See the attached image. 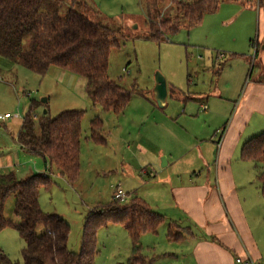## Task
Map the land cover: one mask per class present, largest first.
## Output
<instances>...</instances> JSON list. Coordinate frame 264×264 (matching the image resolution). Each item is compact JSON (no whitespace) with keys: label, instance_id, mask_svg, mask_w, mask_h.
Listing matches in <instances>:
<instances>
[{"label":"rangeland","instance_id":"374dc122","mask_svg":"<svg viewBox=\"0 0 264 264\" xmlns=\"http://www.w3.org/2000/svg\"><path fill=\"white\" fill-rule=\"evenodd\" d=\"M85 1L100 14L98 18L103 24L122 32L118 45L112 47L109 54L108 75L126 89H134L129 105L121 114L104 111L90 100L85 89L86 80L80 74L52 65L41 75L0 54V110L20 115L6 120V123H0V162L4 163L3 166L0 165V172L13 171L22 179L31 172L46 170L43 157L21 151L15 143L20 120L29 109L32 99L41 102L44 97L48 99V107L41 104L36 108V120L46 107L52 116L67 109H83L86 113L82 119L79 180L71 183L54 169L51 173L53 183L49 187H41L39 195L45 212L58 213L70 224V249L75 252L80 250L83 225L89 211L111 202L114 186L120 185L130 193V199L135 195L143 199L147 197L149 200L146 201L166 217L157 233L147 232L142 235L143 254L157 258L161 251L177 250L180 259L159 257L154 264H184L186 261L194 264L193 247L199 238L207 235V228L200 224L195 226L184 215L178 216L183 223L170 218L169 213L174 208L169 184L171 169L163 166L161 158L158 166L154 167L156 176H149L143 168L145 158L137 151V147L141 149L142 146V143L137 144V137L140 133L155 136L158 145L173 154L175 163L172 173L177 175L187 167L192 154L186 155L185 151L195 139L183 122L171 120L170 117L183 106L192 113L202 114L206 111L200 108L201 104L206 103L215 108V111L222 112V115L215 114L208 118L206 124L204 119L196 121L201 127L202 137L207 139L202 142L203 150L214 153L216 160L213 140L218 138L220 131L217 135L215 129L223 126L228 117L230 120L231 115L234 117L232 113L237 109L240 95L250 82V72L254 70V79L259 69V60L252 69L249 61L245 62L238 55L254 56L255 46L249 42V37L253 35L256 38L260 27V13L264 11V7H258L259 0H225L218 11L206 14L200 25L190 30L183 26L178 32L159 42L143 37L147 32L144 0ZM67 5L69 1L66 2ZM66 10L67 7H64L63 15ZM163 11L165 14H172L175 6L167 1ZM229 17L230 20H226ZM235 53L238 55L233 56ZM157 73H161L167 81V105L164 108L158 105L154 96ZM243 77V82H240ZM262 77L263 80L264 75ZM138 91H143L145 95ZM214 94L216 97H213ZM207 96L210 102H207ZM95 116L104 121L98 136L106 139L104 143L91 138L90 124ZM251 122L246 129H241L239 124L235 125L230 136L226 137L224 147L227 149L226 161L230 159L232 167H235L234 175L243 174L255 180L254 163L239 159L243 142H236L240 134L244 133L245 142L264 131L253 130V124L257 122ZM215 123L217 126L213 128ZM212 136L216 138H211ZM198 140L200 144L201 138ZM196 148L199 151L198 146ZM178 155H182V158L176 159ZM211 169L214 170L213 165ZM151 177L153 178L150 179ZM16 194L17 192L10 193L6 200L5 214L8 218H16ZM155 195L159 199L156 200ZM161 195L163 204L156 206L154 203L162 201ZM172 220L176 222L172 226L174 234L179 233L180 237L188 235L191 227L197 233V239L168 244ZM42 228L43 225L39 224L38 230ZM236 237L241 242L238 234ZM209 239L219 243L213 236H209ZM0 246L17 264H25L23 248L26 243L14 227L9 226L0 231ZM131 246V239L122 224L102 226L97 231L98 254L94 264H126L132 255Z\"/></svg>","mask_w":264,"mask_h":264},{"label":"trees","instance_id":"16d2710c","mask_svg":"<svg viewBox=\"0 0 264 264\" xmlns=\"http://www.w3.org/2000/svg\"><path fill=\"white\" fill-rule=\"evenodd\" d=\"M167 1L175 6L172 14L163 11ZM224 1L144 0L147 32L143 37L160 42L183 26L190 30L200 25L206 14L216 12ZM262 3L259 0V5L264 6ZM64 7L67 10L63 15ZM99 15L85 0H0V54L41 75L52 65L78 73L85 78L86 92L95 105L121 114L134 89H126L111 79L108 68L110 51L118 45L122 32L103 24ZM255 43L256 40H251L252 45ZM258 53L259 44L256 56ZM138 93L145 95L143 91ZM41 104L48 107L38 99L31 100L17 132V142L26 152L43 157L46 170L22 179L13 171L0 172V231L9 226L18 231L26 243L25 264H94L98 229L120 223L132 244V255L126 264H154L156 258L142 252L141 237L147 232L157 233L166 217L145 199L137 195L130 199L128 192L127 202L113 195L111 202L90 210L83 225L80 250L70 249V224L58 213L45 212L39 195L41 187L53 183L54 169L71 183L79 180L82 119L86 111L67 109L52 116L48 110L36 120V108ZM90 125L91 138L106 142L98 137L104 126L102 118L93 117ZM225 129L226 126L221 134ZM240 158L254 163L255 180L264 200V131L243 143ZM12 192H17L14 206L17 219L5 214L6 200ZM174 223L170 222L168 238L180 240V234L172 232ZM39 224L43 225L41 230ZM0 264H17L1 246Z\"/></svg>","mask_w":264,"mask_h":264},{"label":"crops","instance_id":"0c3cea01","mask_svg":"<svg viewBox=\"0 0 264 264\" xmlns=\"http://www.w3.org/2000/svg\"><path fill=\"white\" fill-rule=\"evenodd\" d=\"M257 4L259 8L264 7L259 5L258 1ZM230 18L231 17L226 20H230ZM252 36L253 35L249 37V42L251 43V40H256V43L252 45L255 46L256 51L257 45L259 44L258 55L256 56L255 51L254 56L251 55L252 57H250V54H248V56L246 54L238 55L236 53L233 54V56L238 55L245 62L249 61L248 63H250L252 69L259 60V69L256 71L254 79H252L254 70L250 72V82L248 84L246 83L247 88L240 95L238 100V102H240L237 109L232 113L234 114V117L231 115L232 119L230 117L229 120L228 117L223 126L216 127L215 129V134L220 131L218 138L213 140L215 143L214 151L216 152V160L214 159V153H209V151L203 150L204 144L202 142L207 139L206 137H202L201 127L197 125L196 121L204 119V124H206L208 118L215 114L222 115V112L219 113L218 111H215V108L209 107L206 103L201 104V109H204V105L206 106V109H204L206 112H203L202 114L192 113L191 110H187V107L183 106L182 109H178V111L170 117L171 120L175 119L183 122L195 139V142L188 146L185 151L187 153L186 155L192 154L187 161V167L184 170H180L177 175H173L172 173V167L175 163V160L172 159L173 154L171 152L168 153L166 149H163L158 145L155 136L151 137L150 135L140 133L137 137V139H139L137 144L142 143V146L140 147L141 149H138L137 147V151H140L141 155L145 158L143 161V168L144 171L150 174L149 176H156L157 171L154 167L158 166L161 158L163 160V166H168L171 169L170 173L172 175L170 174L169 176V184L172 193V201H174V208L169 213L171 215H169L170 218L183 223V220L178 219V216H185V218L191 220L195 226L200 224V226L207 228V235L202 238H199L198 236V243L193 247L194 264H236L234 259L237 254L250 255L253 259L264 264V200L260 185L255 182L254 179L251 180L252 177L247 178L243 176V174H240L239 176L234 175L233 168L235 167H232L230 159L226 161L227 149L224 147L226 137L230 136L235 125L239 124L241 129H246L249 124H252L251 121H255L257 123L253 124V130H264V79L262 80V76L264 75V48H262L264 39V11L260 13V27L257 31V36L255 39ZM243 80L244 77L242 78V81H237L243 82ZM213 97H216V95ZM207 102H210L208 96ZM0 112L9 111L0 110ZM16 115L18 114H15V118L20 116ZM12 118L8 119V121ZM22 120L23 116L20 123H22ZM0 123L6 122L4 121ZM242 124H245V126ZM163 126L164 125L162 124V129L164 128ZM215 126H217V123L214 124L213 128H215ZM225 126L226 129L221 134V130ZM243 134L239 135L236 141L238 144L241 140L244 143ZM199 138H201L200 144H198ZM203 138H205V140ZM211 138L216 137L212 136ZM167 141L170 142L169 139H167ZM15 143H17V146L21 151H25L18 144L17 140H15ZM181 143L184 144V141H181ZM243 143H241V147ZM196 146H198L199 151H197ZM240 152L239 159L242 160L240 158ZM180 158H182V155L176 157V159ZM221 163L223 164V167L221 166ZM3 164V162H0V165L3 166ZM212 165L214 166L213 171L211 169ZM253 169L255 172L254 165ZM149 170H151V172ZM58 173L59 172H57V174ZM145 198L149 200L147 197ZM155 199L157 200L159 197L157 198L155 195ZM161 199L162 201L159 200V202L154 204H156V206L162 205V195ZM151 207L157 211L153 205ZM175 220L172 221L175 222ZM209 223H211V225H209ZM237 234L240 237L241 242L237 240ZM209 236L218 239L219 243L210 240ZM195 238L197 239V233L190 227L188 235L182 236L180 240H170L168 238L167 243L171 244L172 242H176L179 244L181 241ZM157 255V258L169 257L170 259H180L177 250L171 252L166 249ZM184 264H191V261H186Z\"/></svg>","mask_w":264,"mask_h":264},{"label":"built area","instance_id":"2783aa9c","mask_svg":"<svg viewBox=\"0 0 264 264\" xmlns=\"http://www.w3.org/2000/svg\"><path fill=\"white\" fill-rule=\"evenodd\" d=\"M204 109H206L205 105H204ZM14 116L15 114H13L12 112H0V122H4ZM219 144H220V141H219ZM114 187H115L114 193H113L114 198L120 201H126L128 197L127 192L120 185H116ZM235 263L236 264H262L259 261L253 259L250 255H246V254L235 255Z\"/></svg>","mask_w":264,"mask_h":264},{"label":"water","instance_id":"95a60500","mask_svg":"<svg viewBox=\"0 0 264 264\" xmlns=\"http://www.w3.org/2000/svg\"><path fill=\"white\" fill-rule=\"evenodd\" d=\"M262 48H264V39H263V44H262ZM168 95V88H167V81L166 78L161 74V73H157L156 75V85L154 88V96L158 102V105L160 107H164L166 106V98ZM43 103L48 102V99L46 97H44L42 99ZM48 109L45 108L44 109V113H47Z\"/></svg>","mask_w":264,"mask_h":264}]
</instances>
